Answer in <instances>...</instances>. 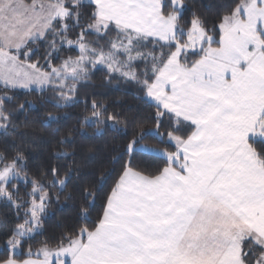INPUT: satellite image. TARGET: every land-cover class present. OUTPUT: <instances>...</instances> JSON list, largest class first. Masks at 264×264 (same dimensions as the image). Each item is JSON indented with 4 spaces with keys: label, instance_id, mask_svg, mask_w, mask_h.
Returning <instances> with one entry per match:
<instances>
[{
    "label": "snow or ice",
    "instance_id": "6c2138e0",
    "mask_svg": "<svg viewBox=\"0 0 264 264\" xmlns=\"http://www.w3.org/2000/svg\"><path fill=\"white\" fill-rule=\"evenodd\" d=\"M0 141V264H264V0H0Z\"/></svg>",
    "mask_w": 264,
    "mask_h": 264
},
{
    "label": "trees",
    "instance_id": "16d2710c",
    "mask_svg": "<svg viewBox=\"0 0 264 264\" xmlns=\"http://www.w3.org/2000/svg\"><path fill=\"white\" fill-rule=\"evenodd\" d=\"M197 4H210L212 0H195ZM206 11V9H203ZM101 77L99 74H97L95 78V82L97 87L95 88V91L98 93H104L109 101L112 100H118L120 104L127 108L129 106H135L136 100L133 98L134 89L131 87H128L126 91H113L112 89H104L99 87ZM123 87V86H122ZM92 91V89H83L82 95L84 92ZM28 99L36 100L37 101V107H39V103L37 100V97L35 95L29 96ZM47 107L50 109L51 105H47ZM83 110V104H79L75 107H69L67 109H63L62 112L67 113V119L63 120L61 123L63 125L70 126L76 122L77 116L82 112ZM41 110V115H42ZM144 114V113H142ZM21 120L24 119L23 116L20 117ZM29 120H34L36 123L33 125V127H36L38 129L36 136V146L37 151H34L31 153L33 160H39L41 157L49 155L51 149H50V143L54 139L53 129L57 127L56 124H53L50 128H44L39 124V117L35 111H33L32 114L28 116ZM87 135L91 137L93 135L92 129H87ZM27 134L26 138H31L33 135L32 127L29 128H20L17 135ZM110 140V136H104L103 138L97 137L95 140H92L90 142L97 144L98 147L103 149V146L106 141ZM88 142V141H84ZM2 143V141H0ZM104 155V152H100V156L102 157ZM8 210L5 209L3 206H0V219H4V213ZM71 213L70 206H65L63 202L60 205H53V208L51 210V214L45 219V229H46V235L51 236L54 235L59 231L58 225H60L62 221V217L68 216Z\"/></svg>",
    "mask_w": 264,
    "mask_h": 264
}]
</instances>
